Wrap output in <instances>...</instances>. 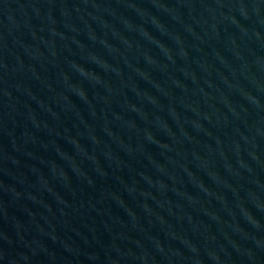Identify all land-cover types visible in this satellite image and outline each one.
Segmentation results:
<instances>
[{"label":"water","instance_id":"water-1","mask_svg":"<svg viewBox=\"0 0 264 264\" xmlns=\"http://www.w3.org/2000/svg\"><path fill=\"white\" fill-rule=\"evenodd\" d=\"M0 264H264V0H0Z\"/></svg>","mask_w":264,"mask_h":264}]
</instances>
